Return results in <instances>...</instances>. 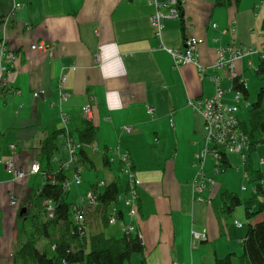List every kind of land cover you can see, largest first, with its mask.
I'll return each instance as SVG.
<instances>
[{"label":"crops","instance_id":"1","mask_svg":"<svg viewBox=\"0 0 264 264\" xmlns=\"http://www.w3.org/2000/svg\"><path fill=\"white\" fill-rule=\"evenodd\" d=\"M156 1L163 4L168 0ZM16 4L20 6L15 9ZM161 10L165 13L167 9L162 6ZM154 11L148 0H0V40L17 57L8 86L0 92V160H11L14 169L23 173L15 179L0 164V264H16L13 255L32 231L34 218L45 221L37 200L44 178L30 173L32 160L39 162L43 172L57 171L69 159L64 135L81 145L78 131L87 122L95 126L94 140L84 146L90 162L81 164V182L70 185L67 198L74 202L92 186L102 191L114 182L119 197L113 206L119 215L105 232L117 234L121 224H132V235H140L147 264H214L216 258L237 253L234 243L239 240L242 245L246 233L245 229L240 238L238 229L264 219L263 215L246 219V208L255 210V204L244 206V221L236 220L240 227L222 219L231 212L223 210L221 192L235 194L241 205L245 197H239L236 186L242 192L248 190L252 176L247 167L237 171L235 182L224 175L214 188L215 177L222 171L216 173V162L206 158L202 172L209 183L201 194L193 192L196 154L205 142L202 116L189 104L213 95L209 76L221 75L212 69L218 47L235 43L264 51V0H229L225 6L217 0H183L178 18H164L161 39L154 36L150 23ZM186 37L199 40L197 61L203 72L194 62L175 67L165 50H181ZM40 42L53 45L52 57L30 49ZM258 57V53L246 55L238 63L245 83L244 72L257 68ZM232 84L224 80L222 87L227 91ZM36 90H43L46 98L33 99ZM60 92L66 94L65 100ZM232 97L224 98L231 103ZM244 102L252 101L242 95L240 107ZM87 103H91L88 117L83 112ZM237 116L241 123L243 116L240 112ZM54 134L55 159L40 160V146ZM258 138L263 142L260 136L250 139L252 147L245 162L237 155L245 164L255 159L252 171L264 160L258 158V153L264 155ZM105 150L108 152L103 154ZM122 153L129 155L139 183L136 218L129 217L124 204L127 185L119 160ZM225 157L230 167L228 155ZM66 174L71 176V167ZM257 178L258 171L255 184ZM198 196L204 201H197ZM11 197L16 206L10 204ZM23 208L22 214L27 216L20 220ZM97 209L86 208L88 234L104 230ZM192 230L205 231L206 240L193 241ZM44 241L48 239L37 236L38 250L47 248L41 245ZM139 259L133 254L124 264H138Z\"/></svg>","mask_w":264,"mask_h":264},{"label":"trees","instance_id":"2","mask_svg":"<svg viewBox=\"0 0 264 264\" xmlns=\"http://www.w3.org/2000/svg\"><path fill=\"white\" fill-rule=\"evenodd\" d=\"M217 3L225 6L229 4V0H217ZM261 30L264 34V15L261 22ZM256 75L263 83L257 91L255 100L249 105L247 118L243 117L241 119L240 127L250 139L260 136L264 143V61L261 59L256 68ZM237 81L238 79L234 80L233 89L241 92L245 100H247L248 92L246 86L239 84ZM55 135L57 134L45 139L40 146L37 154L40 160L44 159L46 162H50L54 158L53 151L56 146L53 140ZM94 136L95 126L90 122H87L84 128L78 131L77 137L81 144L78 156H81L79 157L81 163L90 162L84 146L90 144L94 140ZM225 156L226 154L223 155L220 162L221 171L228 167ZM44 172L46 175L43 186L37 195V200L38 203H41L45 221L40 218L37 219V217L34 218L33 229L27 235L25 234L27 238L13 255V263L124 264L130 260L133 254H137L140 256L138 264H147L144 246L137 235L124 233L121 229L117 234H107L105 232V229L111 226L108 224L109 212L115 209L117 216L119 215L118 210L113 206V203H116L119 197L118 189L114 182L105 185L102 191H97L96 186H92L91 192L96 197V204L94 206H86V208H98L104 230L88 234L86 225L82 228L80 227L81 225L75 224L73 220L74 207L79 205V200L77 197L74 202L69 201L67 198L69 189L64 190L62 186V183L67 178V171L59 167L57 171ZM221 199L224 203L223 210L228 213L232 212L240 204L239 198L231 192L222 191ZM251 199L255 200L256 207L255 210H251L250 207L246 208L245 216L248 221L254 219L257 215H263L264 217V187L259 186L258 182L253 188ZM44 200L50 201L53 205L54 212L51 218L48 217L46 208L43 205ZM111 205L113 206L112 209H108ZM26 216L27 213L22 214L19 219L24 220ZM37 236L51 240L50 245L39 251L36 247ZM242 247L243 252L237 257L238 264H264V219L255 224H247L246 233L242 239ZM214 264H232V254L216 258Z\"/></svg>","mask_w":264,"mask_h":264},{"label":"built area","instance_id":"3","mask_svg":"<svg viewBox=\"0 0 264 264\" xmlns=\"http://www.w3.org/2000/svg\"><path fill=\"white\" fill-rule=\"evenodd\" d=\"M150 5L155 6V11L151 15L150 23L154 30V36L161 39L164 25V18H178L180 15L179 6H181L183 0H168L161 4L156 0H148ZM20 4L15 5V9ZM164 6L167 10L162 12L161 7ZM215 27V26H213ZM233 29V28H231ZM199 40L194 37H186L183 41V48L181 50H175L172 48H165V50L171 55L173 64L175 67H180L189 63H196L200 72L204 69L199 65L197 61V48ZM30 49L36 52L47 55L48 57L53 56L54 47L52 44L40 42L33 44ZM258 53L261 60L264 61V51L258 52L253 46L248 45H237L231 43L225 46H220L216 50V58L213 62L212 69L215 71H221V75L215 74L209 76L213 86L214 93L211 97L195 100L190 102L191 107L202 116L203 119V140L205 142L204 148L196 154V165L198 167L192 181L193 192L201 194L209 183V179L205 178L202 167L206 158H212L215 164V171L218 173L221 170L220 160L223 155L236 154L240 156L242 162H245L248 157V153L252 147L250 138L240 127L238 119V112L240 109V100L242 93L233 89V85L226 91L222 87L224 80L233 81L238 79V83L245 86V80L240 76V72L237 69L238 63L241 59L250 54ZM16 55L12 49H10L4 40H0V92L7 88L10 81L11 68L16 61ZM64 81V77L60 78V82ZM226 92H234L232 102L228 103L225 100ZM46 94L43 90H36L33 92V99L46 98ZM61 99H66V94L60 92ZM91 103H87L83 106V112L86 117L90 115ZM149 111L152 108L148 109ZM172 124V123H171ZM126 131L130 130L128 126H122ZM64 146L69 154L67 162H62L59 167L62 170L68 171L72 168V174L64 180L62 186L64 190H68L71 184L78 185L81 181V161L77 153L79 144L68 135H64ZM92 149H95V144H91ZM13 149L14 145H10ZM108 150L103 151L106 154ZM119 160L122 164V171L126 176V196L124 198V204L128 207V215L131 218L137 217L136 201H137V182L131 167L129 155L122 153L119 155ZM5 165L7 172L11 173L15 179L21 178L23 173L21 170H15L14 164L11 160L2 161L0 164ZM264 160L259 162V171L257 182L259 186L264 187V170L262 165ZM31 174H42L45 178L46 173L40 168V164L37 160H32L30 164ZM212 184V183H211ZM79 205L74 207L73 220L75 224L85 226V208L86 206H94L96 204V197L91 191L87 192L84 197H79ZM197 201L203 202L204 199L200 196L197 197ZM16 200L11 197L10 204L16 206ZM43 205L46 208V212L49 218L53 216L54 208L50 201L44 200ZM118 216L116 210L112 209L108 215V224L114 225L117 222ZM235 225L240 227L241 224L235 221ZM121 231L127 234H133L135 228L132 224H121ZM140 238V235L137 234ZM191 238L193 241H204L206 240V232L191 231ZM53 248V246H52Z\"/></svg>","mask_w":264,"mask_h":264},{"label":"rangeland","instance_id":"4","mask_svg":"<svg viewBox=\"0 0 264 264\" xmlns=\"http://www.w3.org/2000/svg\"><path fill=\"white\" fill-rule=\"evenodd\" d=\"M259 62V57L258 59L255 60V64H257ZM255 66H253L250 70H247L246 68V71L244 72V78H246V84H247V88H248V98L250 101H254L255 98H256V94H257V91L259 89V87L262 85V80H260L257 75H256V72H255ZM234 94V92H231V93H226L225 94V97L226 98H230L232 97ZM250 103L249 102H244V103H241V107H240V114L244 117V118H247L248 114H249V108H250ZM260 139V138H258ZM260 145H261V150H264V147H263V142L262 140L260 139ZM257 156V155H256ZM259 156L264 159V155L262 153H258V158ZM228 158L230 160V167L226 168L225 171H222L221 173H219L215 178H216V186L214 188H217V185L220 184V181H221V177L224 176V175H227L229 176V178L231 179L232 182H235L237 180V178L239 177V174H238V170H240V168H243L245 169V167H247V169H250V173H251V176L252 178L248 181V190L245 191V192H242L241 189H240V185L236 186V193L239 195V197L241 198V195H244L245 198H241L242 199V204L237 206L232 212L231 214H226L222 216V219L224 221L225 224H227V222H230L231 223H234V221L236 220H239V221H244V206L247 205V206H251L253 204H255V200L251 199V194H250V191L251 189L254 187L255 185V181H254V176L256 175V172L259 171V169L257 168L256 171L255 170H251L253 169V161H255V159H249L248 162L245 163H242L239 158L237 157V155H232V154H229L228 155ZM232 160V162H231ZM256 161L258 162V159L256 158ZM256 163V162H255ZM242 164H245V165H242ZM84 170L85 172L88 171L87 168H85L84 166ZM255 171V172H254ZM256 179V178H255ZM245 227H243L242 229H238L242 232L240 238L244 235L245 233ZM239 238V239H240ZM50 241L48 239V242H45L41 245H43L44 247L47 246V245H50ZM235 245L233 247H235V251L237 253H240L242 252V245L240 243L239 240H236V243H234ZM41 251V249L39 250ZM51 252V251H50ZM49 252V253H50ZM235 252V253H236ZM235 254L233 255L232 257V262L233 264H237L236 260H238V258H236L238 255L240 254Z\"/></svg>","mask_w":264,"mask_h":264},{"label":"water","instance_id":"5","mask_svg":"<svg viewBox=\"0 0 264 264\" xmlns=\"http://www.w3.org/2000/svg\"><path fill=\"white\" fill-rule=\"evenodd\" d=\"M23 212H25V208L21 209L20 215H22Z\"/></svg>","mask_w":264,"mask_h":264}]
</instances>
